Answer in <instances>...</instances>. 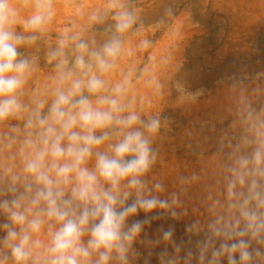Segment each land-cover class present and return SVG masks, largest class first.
Here are the masks:
<instances>
[{
    "label": "clouds",
    "instance_id": "9594fccd",
    "mask_svg": "<svg viewBox=\"0 0 264 264\" xmlns=\"http://www.w3.org/2000/svg\"><path fill=\"white\" fill-rule=\"evenodd\" d=\"M23 5L27 17L0 0V264H264V105L242 97L169 190L154 174L160 116L126 102L130 74L107 80L136 14L121 0L93 12L114 22L99 46L65 28L47 91L29 94L38 60L20 48L49 32L56 8ZM154 221L171 223L150 232Z\"/></svg>",
    "mask_w": 264,
    "mask_h": 264
},
{
    "label": "rangeland",
    "instance_id": "374dc122",
    "mask_svg": "<svg viewBox=\"0 0 264 264\" xmlns=\"http://www.w3.org/2000/svg\"><path fill=\"white\" fill-rule=\"evenodd\" d=\"M121 2L136 14L137 23L124 35L126 51L107 80L111 86L130 74L126 102L144 117L160 116L163 126L153 144L159 150L154 174L171 190L178 174L196 167L195 152L213 149L242 97L264 105V0ZM107 4L108 0H55L49 32L20 48L38 60L29 94L33 89L47 91L55 63H47V55L65 28L82 31L85 40H95L94 46L109 38L114 23L110 12L103 23L89 19L93 12L104 13ZM16 6L22 17L31 13L23 0H16ZM136 218L142 219L143 213ZM160 223L167 227L171 221H154L150 232ZM182 231L183 222H177V235ZM152 264H157L155 257Z\"/></svg>",
    "mask_w": 264,
    "mask_h": 264
}]
</instances>
